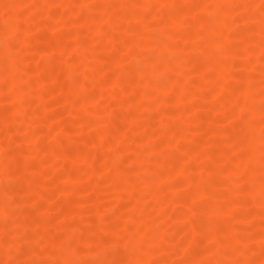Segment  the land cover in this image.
<instances>
[{
  "label": "rangeland",
  "instance_id": "1",
  "mask_svg": "<svg viewBox=\"0 0 264 264\" xmlns=\"http://www.w3.org/2000/svg\"><path fill=\"white\" fill-rule=\"evenodd\" d=\"M0 264H264V0H0Z\"/></svg>",
  "mask_w": 264,
  "mask_h": 264
}]
</instances>
